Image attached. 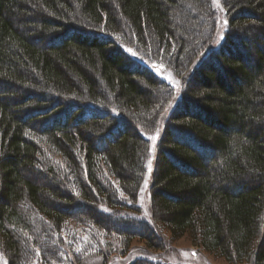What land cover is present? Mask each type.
I'll return each instance as SVG.
<instances>
[{"label":"trees","instance_id":"16d2710c","mask_svg":"<svg viewBox=\"0 0 264 264\" xmlns=\"http://www.w3.org/2000/svg\"><path fill=\"white\" fill-rule=\"evenodd\" d=\"M216 3L0 0L7 264H75L105 236L162 251L165 232L264 264V0Z\"/></svg>","mask_w":264,"mask_h":264},{"label":"rangeland","instance_id":"374dc122","mask_svg":"<svg viewBox=\"0 0 264 264\" xmlns=\"http://www.w3.org/2000/svg\"><path fill=\"white\" fill-rule=\"evenodd\" d=\"M217 1V0H216ZM215 1V9L220 13L218 9L217 3ZM225 24L223 22L222 16L219 15L218 17V26L217 31L215 33V42L210 45L211 49H214L220 44L222 39V34L225 28ZM209 51V50H208ZM152 68H156L158 74H162V78L172 82L175 84V80L170 78V76L165 72L164 68L160 64H154ZM88 71V70H87ZM176 85V84H175ZM177 85L180 86V83L177 82ZM179 89L177 88L176 94L174 97L173 103L170 107L165 111L164 115L167 117L170 114V111L173 109L174 104L177 102V95ZM160 133V130H159ZM160 135H154L150 137V142L152 147L154 148L155 144L157 143ZM153 158L154 152L152 153V159L150 161L148 174L145 179L144 188L140 197L137 201V205H139L145 214L150 213V202H149V188L152 179V166H153ZM75 229H79V227H73ZM82 229V228H80ZM83 230V229H82ZM132 230V229H131ZM84 232L88 233L87 230H83ZM97 232V231H96ZM101 232V231H100ZM98 232V233H100ZM166 240L169 242L170 247L164 249L162 251H157L155 249H149L145 242H142L139 239H134L129 244L125 245L124 241L121 239H117L115 237L105 236V240L101 242L104 243L101 249H89L85 251V254L82 258L79 257L78 261L75 260V264H134L133 262L137 259H157L166 264H227L223 259L216 257L214 254L208 253L204 251L201 247H197L192 245L187 235H184L176 240L171 241V235L167 232ZM82 237H85L84 234H80ZM102 235V232L100 233ZM121 241V243H120ZM124 244V245H123ZM76 247H79L77 245ZM0 264H7L5 258L0 255Z\"/></svg>","mask_w":264,"mask_h":264},{"label":"bare ground","instance_id":"6f19581e","mask_svg":"<svg viewBox=\"0 0 264 264\" xmlns=\"http://www.w3.org/2000/svg\"><path fill=\"white\" fill-rule=\"evenodd\" d=\"M214 1H216V0H214Z\"/></svg>","mask_w":264,"mask_h":264}]
</instances>
